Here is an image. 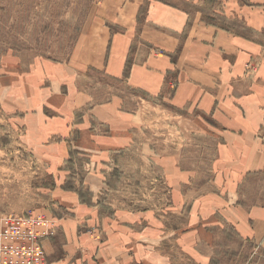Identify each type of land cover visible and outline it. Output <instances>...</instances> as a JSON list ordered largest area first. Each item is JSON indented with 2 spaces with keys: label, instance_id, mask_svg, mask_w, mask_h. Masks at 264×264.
Here are the masks:
<instances>
[{
  "label": "crops",
  "instance_id": "1",
  "mask_svg": "<svg viewBox=\"0 0 264 264\" xmlns=\"http://www.w3.org/2000/svg\"><path fill=\"white\" fill-rule=\"evenodd\" d=\"M81 37L70 61L0 74V116L24 150L50 174L74 155L86 166L52 190L61 215L42 242L47 264H210L219 224L264 242V0H99ZM88 70L102 78L90 91ZM121 90L198 114L218 139L201 196L183 193L194 170L165 159L168 210L131 206L130 191L113 186L115 206L102 199L111 155L133 145L140 119Z\"/></svg>",
  "mask_w": 264,
  "mask_h": 264
},
{
  "label": "rangeland",
  "instance_id": "2",
  "mask_svg": "<svg viewBox=\"0 0 264 264\" xmlns=\"http://www.w3.org/2000/svg\"><path fill=\"white\" fill-rule=\"evenodd\" d=\"M98 1L0 0V74L16 69L25 71L40 60L70 61L81 42L82 32L94 17ZM211 13L216 16L211 20L222 23L219 11ZM2 60L11 64L5 65ZM87 75L90 78L82 85L90 91L96 88V78H102L92 70ZM103 81L109 83L106 79ZM120 92L126 100V109L129 106L137 111L140 119L133 145L111 155L112 161H116L108 167L110 183L104 191L107 197L102 199L115 206L111 196L114 190L110 188L113 186L121 194L130 191L131 206L168 210L169 183L162 167L165 159L194 170L188 175L190 183L183 193L187 199L201 196L207 190L202 185L209 181L211 150L218 139L203 129L198 114H194V122L184 110H174L159 99H148L139 92ZM110 93L105 91L104 97ZM10 119L0 116V215L34 213L55 220L61 215L52 200L56 180L65 183L63 188L71 187L73 180H82L84 161L74 155V162L66 165L64 172L50 174L40 158L24 150L17 124L10 123ZM256 183L252 181L251 186ZM253 192H246V196L253 197ZM132 195L136 196L135 205ZM208 252L210 264H264V242L245 239L224 224L212 228Z\"/></svg>",
  "mask_w": 264,
  "mask_h": 264
},
{
  "label": "built area",
  "instance_id": "3",
  "mask_svg": "<svg viewBox=\"0 0 264 264\" xmlns=\"http://www.w3.org/2000/svg\"><path fill=\"white\" fill-rule=\"evenodd\" d=\"M56 221L40 214L0 215V264H47L42 242Z\"/></svg>",
  "mask_w": 264,
  "mask_h": 264
}]
</instances>
